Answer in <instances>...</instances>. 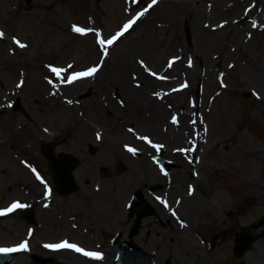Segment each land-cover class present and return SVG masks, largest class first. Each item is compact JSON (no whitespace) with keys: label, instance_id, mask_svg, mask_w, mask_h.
<instances>
[{"label":"rangeland","instance_id":"obj_1","mask_svg":"<svg viewBox=\"0 0 264 264\" xmlns=\"http://www.w3.org/2000/svg\"><path fill=\"white\" fill-rule=\"evenodd\" d=\"M184 1L158 0L117 42L101 46L97 33L110 39L151 0H0V210L27 206L0 216V247L26 241L30 250L11 264H111L112 238L127 237V202L136 190L163 220L144 218L133 236L156 264H239L236 234L264 215V0H204L203 31L188 16L200 0ZM236 2L242 19L224 10ZM228 23L243 24L239 35ZM73 26L93 31L80 34ZM127 56L139 68L127 79L146 90L144 105H129L120 90ZM92 67L93 76L66 82ZM52 68L66 71L57 77ZM17 97L24 113L10 105ZM42 143L55 155L77 157L74 192L53 188ZM153 145L172 162L169 182L150 158L157 155ZM234 179L242 186L230 188ZM234 189L243 191L236 223L223 208L233 205ZM156 195L185 219L183 227ZM190 197L188 216L177 205ZM27 211L33 222L25 221ZM218 216L226 218L225 231L214 229ZM64 241L102 259L44 247ZM32 253L54 261L34 262ZM241 260L264 264V235Z\"/></svg>","mask_w":264,"mask_h":264},{"label":"water","instance_id":"obj_2","mask_svg":"<svg viewBox=\"0 0 264 264\" xmlns=\"http://www.w3.org/2000/svg\"><path fill=\"white\" fill-rule=\"evenodd\" d=\"M247 96V95H245ZM13 110L21 109L19 98L13 103ZM29 119V115H27ZM47 145H43L42 149L45 156L49 159L50 165L53 170L54 184L59 193H68L74 190L77 185L70 175V169L77 166L78 161L74 156L63 155V161H57L50 156V150ZM140 199V197H138ZM141 200V199H140ZM30 213L28 217L30 218ZM141 215H139L140 217ZM135 228L130 232V237L135 233ZM264 234V217L257 222L247 227L243 233L238 236L237 243L235 245V252L238 255H242L250 244L259 236ZM13 253L3 254L0 253V264H9V260L12 258ZM37 260V258H35ZM44 261V260H42ZM114 264H154V258L151 254L145 252L141 247L131 242H123L120 245L119 253L114 261Z\"/></svg>","mask_w":264,"mask_h":264},{"label":"bare ground","instance_id":"obj_3","mask_svg":"<svg viewBox=\"0 0 264 264\" xmlns=\"http://www.w3.org/2000/svg\"><path fill=\"white\" fill-rule=\"evenodd\" d=\"M187 3H188V0L184 1V4H187ZM192 3H195V0ZM239 4H240L239 2H236L233 6L232 5L231 6H228L224 10H228L229 9L232 12L234 11L236 13L235 16L237 18H239V19L240 18L242 19L243 18V10L242 11H239L240 10V5ZM204 5H205L204 0H200L199 2H197V5L194 6L193 9H190V13L188 12V16L190 18V23L193 25V27L195 29H198L199 31L201 29H199L198 24H199V20L202 18V16H204V13H203V10H204L203 9V6ZM241 26L242 27L240 28L239 27V24H238L234 28V24L233 23H228L229 31H233L235 29L238 35L240 33V29L243 28V24H241ZM201 31H203V30H201ZM205 32L208 33L209 31H205ZM131 68H133L135 70H139L138 65L135 64L131 60L130 56H127L126 59H125V61L123 60L122 66L119 68L120 69V73H121V77H122V82L120 83V90L122 91V93L125 94L126 98L130 99L129 100V105H141V104L144 105L143 102L146 100V96H145L146 90L144 88H134V87H132L129 84V80L127 79V73L132 70ZM132 71H134V70H132ZM192 72L194 73L193 76L197 75L195 77V79H197V81L199 82L200 75L196 73V68L195 67H194V70ZM142 74H143V72H141L142 79L148 78V76L142 75ZM194 84L195 83L192 82V85H191L192 87L190 88V92H192L194 90ZM152 102H154V101H152ZM148 105L149 104H147V106ZM152 111L156 115L155 110L152 109ZM181 126H182L181 128H184L185 131H188V128H186L187 125H183L182 124ZM169 129H171L172 132L174 130V128H169ZM238 172L240 174H243V170L238 171ZM231 183H233V186H235V188L237 189L238 185L242 186L243 179L240 182L235 181V179L232 180L228 184L230 188L233 187ZM234 192H235V189H234L233 193ZM194 195H195V192H193V194H192L191 197H193ZM191 197L190 198H183L181 200V202H180V205L177 207L180 212L182 210V211L186 212V214L188 216L190 215V212H189L190 205H188L187 203L190 202ZM232 204H233L232 206H224L223 208L225 210L230 211V212L233 213V219H235V223H236V221H238L239 218H243V191H241V192H239L237 194H236V192L234 193V199H233V203ZM224 220H226V218H223L221 216H218L217 217L216 221L213 224L214 229L216 231H219V232L220 231H225L226 228H224V226H223ZM229 222H233L234 223V221H232L230 219H229ZM219 240L220 239H217L216 242H219ZM45 252H48V251H45ZM61 252H63V251H58V252H53V253H61Z\"/></svg>","mask_w":264,"mask_h":264},{"label":"snow or ice","instance_id":"obj_4","mask_svg":"<svg viewBox=\"0 0 264 264\" xmlns=\"http://www.w3.org/2000/svg\"><path fill=\"white\" fill-rule=\"evenodd\" d=\"M134 2L138 3L139 0H134ZM157 3H158V0H151V3L148 4L147 7H145L143 9V11L139 12L134 19L129 20L128 23H126L123 26L122 31L116 33V35L112 36L110 39L105 40V39L99 38V33H97V38H98L97 42L101 46H104V45H109L110 46V45L114 44L121 36L124 35L125 32H127L136 23L137 20H139L142 16H144L149 11V9H151ZM72 30L74 32L80 33V34H85L86 32L93 31L92 29H84V28L77 27V26H73ZM3 36H4V33L2 31H0V38H2ZM14 42L20 48L26 47V45L21 43L19 40H16L15 38H14ZM104 54L107 55V49L106 48L104 50ZM169 66H171V65H169ZM69 67H71V65H69ZM51 71L57 77H60L61 73L66 71V70L65 69H59V68H52ZM97 71H98L97 67H92V68H89L87 71L74 73L73 75H71V76H69L67 78L66 82L67 83H72L74 80L80 79L82 77L93 76ZM62 82H65V81L62 80ZM49 83H51V81H49ZM175 122H176L175 117H173V123H175ZM142 139H146V138H142ZM153 146L157 147V148L160 147V146H156V145H153ZM127 150L129 152H132V153H135V151H136L133 148H128ZM33 171H35V169H33ZM37 178L39 179V176ZM165 206H167V205H165ZM24 207H27V206L23 205V204H20V203H13L8 209L0 210V216L5 215L7 212H12V211H14L17 208H24ZM173 215H175V213H173ZM44 247L45 248L54 249V250L55 249H70V250H73V251H75L77 253H80V254H82V255H84L86 257H91V258L97 259V260L102 259V255L100 253L86 251L83 248L77 246L76 244H72V243H69L67 241L61 242L59 244H46V245H44ZM27 248H28V244L25 241L24 243H21L19 245V247H17V248H0V253H3V254L14 253V252H19V251H22V250H26Z\"/></svg>","mask_w":264,"mask_h":264},{"label":"flooded vegetation","instance_id":"obj_5","mask_svg":"<svg viewBox=\"0 0 264 264\" xmlns=\"http://www.w3.org/2000/svg\"><path fill=\"white\" fill-rule=\"evenodd\" d=\"M156 209V208H155ZM158 216V215H157ZM163 218V217H162ZM164 219V218H163ZM167 218H165V220H166ZM154 221L157 223V224H159V225H163V220L158 216V218L156 217V215H155V217H154ZM167 222H169V220L167 219L166 220Z\"/></svg>","mask_w":264,"mask_h":264}]
</instances>
